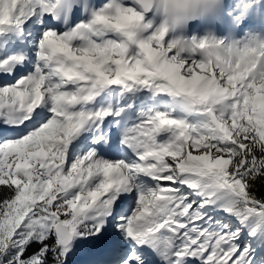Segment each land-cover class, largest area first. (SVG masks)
Segmentation results:
<instances>
[{
	"label": "snow or ice",
	"instance_id": "obj_1",
	"mask_svg": "<svg viewBox=\"0 0 264 264\" xmlns=\"http://www.w3.org/2000/svg\"><path fill=\"white\" fill-rule=\"evenodd\" d=\"M135 4L0 0V264H264V39Z\"/></svg>",
	"mask_w": 264,
	"mask_h": 264
},
{
	"label": "clouds",
	"instance_id": "obj_2",
	"mask_svg": "<svg viewBox=\"0 0 264 264\" xmlns=\"http://www.w3.org/2000/svg\"><path fill=\"white\" fill-rule=\"evenodd\" d=\"M223 6L224 0H136L135 9L141 25L162 33L169 43L184 51L194 42L185 34L188 25L194 20L218 19Z\"/></svg>",
	"mask_w": 264,
	"mask_h": 264
},
{
	"label": "trees",
	"instance_id": "obj_3",
	"mask_svg": "<svg viewBox=\"0 0 264 264\" xmlns=\"http://www.w3.org/2000/svg\"><path fill=\"white\" fill-rule=\"evenodd\" d=\"M254 191L258 197H264V181L257 180ZM11 193L4 186H0V200L7 198Z\"/></svg>",
	"mask_w": 264,
	"mask_h": 264
},
{
	"label": "bare ground",
	"instance_id": "obj_4",
	"mask_svg": "<svg viewBox=\"0 0 264 264\" xmlns=\"http://www.w3.org/2000/svg\"><path fill=\"white\" fill-rule=\"evenodd\" d=\"M3 79H7V77H4V78L0 79V82H2Z\"/></svg>",
	"mask_w": 264,
	"mask_h": 264
},
{
	"label": "rangeland",
	"instance_id": "obj_5",
	"mask_svg": "<svg viewBox=\"0 0 264 264\" xmlns=\"http://www.w3.org/2000/svg\"><path fill=\"white\" fill-rule=\"evenodd\" d=\"M234 42H237V43H239V42H241V40H237V41H234ZM232 43V42H231Z\"/></svg>",
	"mask_w": 264,
	"mask_h": 264
}]
</instances>
